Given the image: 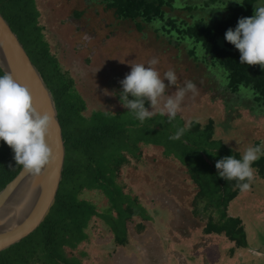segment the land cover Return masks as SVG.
Returning <instances> with one entry per match:
<instances>
[{
  "label": "trees",
  "instance_id": "obj_1",
  "mask_svg": "<svg viewBox=\"0 0 264 264\" xmlns=\"http://www.w3.org/2000/svg\"><path fill=\"white\" fill-rule=\"evenodd\" d=\"M93 1L105 4L117 20L135 23L138 30L160 23L161 34H175L181 41L191 40L192 45L186 42L189 54L195 60L207 63L212 72H218L216 77L224 86L222 91L232 96L224 101L225 109L230 110L236 103H245L241 107L252 116L264 118V69L259 65L241 64L239 51L224 39L225 32L229 28L234 29L239 18L253 15V4L257 0H244L243 5L236 6L225 0H210V3L225 6L224 12L229 15L211 25L187 23L185 20L179 22L177 18L167 16L164 8L171 7L172 0ZM209 5L212 4L208 3L205 7ZM0 14L17 34L52 93L66 151L63 178L49 215L28 237L1 251L0 264H82L75 257H67L66 248L75 249L87 241L89 225L92 217L96 216L105 223L116 245L128 244L127 222L133 217H140L143 221L152 219L146 207L136 197L125 193L117 181L121 166L128 162L126 153L139 161L140 154L135 151L139 148L138 143L162 146L163 155L175 157L189 174L196 188L193 213L207 217L205 226H201V221L195 222L196 228H202L201 236H205L203 242L201 240L195 245L199 247V252L218 256L216 251V254L211 252L216 242L211 244V238L220 236L227 244L234 242L239 252H246L250 258L255 256L252 240L257 239L256 233L248 234L239 216L247 204L246 207L235 206L241 194L247 191L237 188L236 181L220 178L215 168L219 159L230 155L240 158L241 153H233L222 138H215L213 119L205 125L196 120L186 125L178 114L171 122L163 116L166 125L154 121V125L146 129L147 120L139 122L127 109L124 114L123 111L113 114L95 110L87 118L82 115L85 102L75 90L73 79L62 71L57 57L44 39L42 28L38 25L40 13L34 0H0ZM80 15L81 12H76L77 17ZM199 45L204 50L201 56L197 52ZM242 89L250 92V97ZM129 99L132 97L129 96ZM148 106L146 102L145 107ZM126 114L129 118L125 117ZM146 133L152 137L147 138ZM177 134L179 139H172ZM164 135L167 136L165 140ZM13 155L11 148L0 141V191L22 168L16 166ZM253 168L256 172L254 181H264V156L253 164ZM90 190L107 198L106 211L103 209L100 212L93 202L80 198ZM230 205L235 210L231 215L227 212ZM250 205L253 208L256 206L254 202ZM207 210L210 213L207 214ZM182 235L185 239H193V235ZM235 263L238 264V261Z\"/></svg>",
  "mask_w": 264,
  "mask_h": 264
},
{
  "label": "rangeland",
  "instance_id": "obj_2",
  "mask_svg": "<svg viewBox=\"0 0 264 264\" xmlns=\"http://www.w3.org/2000/svg\"><path fill=\"white\" fill-rule=\"evenodd\" d=\"M225 1L232 6L238 5L234 0ZM34 2L40 13L38 25L42 28L44 39L57 57L62 71L73 79L75 90L85 102L82 112L85 117L88 118L95 110L113 114L123 111L124 114L126 108L120 102V81L130 73L132 65L145 64L147 67L155 59L158 63L152 67L162 79L165 72L173 70L180 87L187 82L194 85L186 92L178 112L186 125L192 120L205 125L213 119L215 138L230 140L227 145L233 153L238 151L242 155L248 146L257 142L264 147V118L252 116L241 107L245 103H236L230 110L225 109L224 101L232 96L222 91L224 86L216 77L218 72H212L207 63L197 61L189 54L187 43L192 45L191 40L181 41L175 34H161L160 23L138 30L131 21L117 20L100 1ZM208 3L212 5L205 7ZM223 8L225 6L210 3V0H172L171 7L164 10L167 16L177 18L179 22L185 20L187 23L211 25L229 17ZM76 12H81V15L77 17ZM219 42L222 44L221 40ZM197 50L199 56L204 54L202 46H197ZM164 82L167 84L166 80ZM176 91L174 86L167 88L164 99L174 97ZM242 91L250 97V92ZM162 107L163 100L154 109L157 115L147 120L146 129L153 126L154 121L167 124L158 114ZM147 108L151 111L149 106ZM125 117L129 118L127 114ZM145 135L152 137L151 134ZM166 137L164 135V140ZM137 146L139 148L135 151L140 154L139 161L126 153L128 162L121 166L117 181L125 193L136 197L146 207L152 219L143 221L140 217H133L128 221V244L122 246L114 243L113 235L100 217H92L87 241L75 249L66 248L65 255L75 257L82 264H210L207 260L210 253L199 252V247H195L201 240L203 242L205 236H201V226H205L207 217L193 213L196 188L185 167L175 157L163 155L162 146L142 143ZM250 184L249 192L242 193L235 206H247L239 216L245 231L253 235L256 233L257 239L252 240L256 248L264 245V181H254L253 178ZM80 198L93 202L100 212L108 209L107 198L95 190L84 192ZM250 202L256 206L253 208ZM208 213L210 210H207ZM195 222L202 224L196 228ZM182 234L193 235V239H185ZM212 242L215 245H212L214 249L210 246L211 252L218 253L222 264H236V260L238 264H264V257L255 262L246 252H239L232 241L229 246L218 236L211 238Z\"/></svg>",
  "mask_w": 264,
  "mask_h": 264
},
{
  "label": "clouds",
  "instance_id": "obj_3",
  "mask_svg": "<svg viewBox=\"0 0 264 264\" xmlns=\"http://www.w3.org/2000/svg\"><path fill=\"white\" fill-rule=\"evenodd\" d=\"M234 2L243 5L244 0ZM253 5V15L239 18L236 27L225 32L224 39L239 51L241 64L259 65L264 69V0H257ZM157 63L153 59L147 67L145 64L132 65L130 73L120 81V102L141 123L157 115L154 109L162 100L163 107L158 114L171 122L180 111L186 92L194 88L191 82L180 87L173 70L165 72L162 79L152 67ZM173 86L177 88L175 96L164 99L166 89ZM146 102L151 111L145 107ZM50 123L51 117L39 113L33 106L29 88L10 73L0 75V141L11 148L16 166L34 177L49 162L51 150L46 135ZM172 139H179V134ZM261 156H264V147L248 146L240 158L230 155L219 159L215 164L217 175L225 181H236L237 188L248 191L254 178L253 164Z\"/></svg>",
  "mask_w": 264,
  "mask_h": 264
},
{
  "label": "water",
  "instance_id": "obj_4",
  "mask_svg": "<svg viewBox=\"0 0 264 264\" xmlns=\"http://www.w3.org/2000/svg\"><path fill=\"white\" fill-rule=\"evenodd\" d=\"M0 69L29 88L33 106L51 117L46 142L49 162L38 176L19 173L0 191V252L28 237L49 215L63 178L65 141L58 112L40 71L17 34L0 14ZM262 247L260 251L264 252Z\"/></svg>",
  "mask_w": 264,
  "mask_h": 264
},
{
  "label": "crops",
  "instance_id": "obj_5",
  "mask_svg": "<svg viewBox=\"0 0 264 264\" xmlns=\"http://www.w3.org/2000/svg\"><path fill=\"white\" fill-rule=\"evenodd\" d=\"M232 206L230 205L229 209L227 210L228 213H230V215L233 213V210L231 208ZM259 217V215H257ZM253 217H256V216H253ZM249 238V241H250V237L248 236ZM232 243H229L228 242V245L231 246ZM264 248V245H258V247L255 248V256H251L252 259L255 261V262H260L262 259H261V256L264 257V252L260 251L261 248ZM253 249V248H252ZM215 257V258H214ZM212 256L211 254L209 255V257L207 258V260L210 262V264H222V259H218V256ZM251 259V258H250ZM264 260V259H263ZM262 264V263H260Z\"/></svg>",
  "mask_w": 264,
  "mask_h": 264
}]
</instances>
